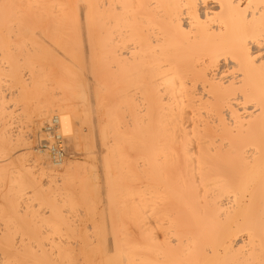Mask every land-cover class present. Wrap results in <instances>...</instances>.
Segmentation results:
<instances>
[{
	"label": "bare ground",
	"instance_id": "6f19581e",
	"mask_svg": "<svg viewBox=\"0 0 264 264\" xmlns=\"http://www.w3.org/2000/svg\"><path fill=\"white\" fill-rule=\"evenodd\" d=\"M0 264H264V0H0Z\"/></svg>",
	"mask_w": 264,
	"mask_h": 264
},
{
	"label": "rangeland",
	"instance_id": "374dc122",
	"mask_svg": "<svg viewBox=\"0 0 264 264\" xmlns=\"http://www.w3.org/2000/svg\"><path fill=\"white\" fill-rule=\"evenodd\" d=\"M88 73V74H87ZM85 74L87 75V80L89 81V86H90V89H89V97H90V102H91V104L92 103H94V101L93 100H95V97L93 96V94L94 93H92V89H93V85H94V81L92 80V78H91V76H90V73H89V71H86L85 72ZM86 77V76H85ZM87 81V82H88ZM80 101H77V103H79ZM79 105H80V103H79ZM94 106V108H93V110L91 109L90 111V113H92L91 114V116L92 115H94V116H92V118H94L95 117V119H92V122H93V120H98V118H100V113H101V110L100 109H97V108H95V105H93ZM99 110H100V112H99ZM90 116V117H91ZM97 120H96V122H97ZM87 123V124H86ZM97 124V123H96ZM96 124H95V121L93 122V125H94V127L96 126ZM90 125L91 124H88V122H85L84 123V130H86V131H84V134L85 135H87V133H88V135H89V127H90ZM96 128V130H94V134H92V137H93V135H94V145H90V147L92 146V149H90L89 148V146H88V148H87V146H84L85 144L83 143H81V145L80 146H75V144H74V142L73 141H71L69 138H66V139H63V142H65V143H63V146H64V151H65V157L64 158H66V160L67 161H71V162H73V163H76L77 164V162L78 163H80L81 161H82V164H84V168L83 167H81L83 170H81V172H85L86 174L84 175V174H82V176H83V178H85V179H88V177H89V181H92L93 179V183L95 184V185H97V187H98V192H99V194H98V212L96 213V215H94V217L93 216H91V215H89L88 214V212L86 211L87 210V208H86V206H84V207H82L81 205H80V207H82V209L83 210H81V208L79 207H76V208H74V209H72V210H69V208L68 207H64L63 209H65L64 210V215L65 216H67L70 220H73L74 219V223L75 224H78V226L79 227H81V229L77 226V228H78V231L80 232L79 234L80 235H83V232L84 231H86L88 234H91L92 232H93V230H91L90 231V233H89V231L88 230H86V229H93L96 225H98L99 226V223H101V224H103L102 223V220H101V218H102V216H103V214H101L102 213V208L104 207L103 205L105 204V199H106V192H105V185L104 184H102V183H104V175H103V172H102V168H101V162H100V158H101V156H102V147H101V145H100V140H99V136H98V130H97V126L95 127ZM94 128V129H95ZM97 133V134H96ZM37 137H33L32 138V141H33V147L34 148H36V150H37V148L39 149V145L41 144V141L42 140H45L46 139V136H45V131H44V127H42L41 128V130L40 131H38V135H36ZM92 137H90V138H92ZM35 140V141H34ZM65 140V141H64ZM91 140V142H92V139H90ZM73 142V143H72ZM35 143V144H34ZM93 143V142H92ZM96 143V144H95ZM82 146V147H81ZM84 146V147H83ZM94 146V147H93ZM81 147V148H80ZM87 148V149H86ZM91 150V151H93V152H91L90 153V155L91 154H94L93 155V158H92V156H90V155H88V153H89V150ZM84 150H86V151H84ZM88 152V153H87ZM96 153V154H95ZM34 154H37V153H35L34 152ZM74 161H77V162H74ZM94 168V169H93ZM86 169V170H85ZM88 171V172H87ZM95 174V175H94ZM87 175V176H86ZM97 175V176H96ZM93 176V177H92ZM94 176H96V178L94 177ZM97 179V180H96ZM97 181V182H96ZM96 182V183H95ZM104 189V190H103ZM103 190V191H102ZM102 198V199H101ZM104 198V199H103ZM99 199L101 200V202H100V204H99ZM102 200H104V203L102 202ZM103 203V204H102ZM66 208H67V210H66ZM86 208V209H85ZM104 209V208H103ZM75 210V211H74ZM85 210V211H84ZM66 211V212H65ZM77 211V212H76ZM78 211H79V213H78ZM87 212V213H86ZM101 212V213H100ZM105 212V211H104ZM68 213V214H67ZM99 213H100V215H102V216H100L99 215ZM67 214V215H66ZM76 214V215H75ZM105 215V214H104ZM78 216H79V218L80 217H83L82 219L80 218H78ZM85 216V217H84ZM89 217V218H88ZM93 217V218H92ZM90 218H92V219H90ZM100 218V219H99ZM105 220V219H104ZM105 221H107V220H105ZM79 222V223H78ZM98 223V224H97ZM74 224V225H75ZM87 224V225H86ZM95 224V225H94ZM100 224V226H102ZM84 226H86V227H84ZM98 226H96V227H98ZM99 226V227H100ZM84 228H86V229H84ZM44 229V228H43ZM89 229V230H90ZM95 229V228H94ZM45 230V229H44ZM84 230V231H83ZM46 231V233H48L49 232V234L51 233L50 231H48V230H45ZM67 230H63V231H61L62 233V235H66L67 233H65ZM96 232H94V234L95 235H98L100 232H97V230H95ZM85 232V233H86ZM106 232H107V230H106ZM78 233V232H77ZM98 233V234H97ZM108 234H109V232H107ZM52 234V233H51ZM60 234V235H61ZM69 234V233H68ZM93 234V233H92ZM91 234V235H92ZM57 235V234H56ZM59 235V234H58ZM110 235V234H109Z\"/></svg>",
	"mask_w": 264,
	"mask_h": 264
},
{
	"label": "built area",
	"instance_id": "2783aa9c",
	"mask_svg": "<svg viewBox=\"0 0 264 264\" xmlns=\"http://www.w3.org/2000/svg\"><path fill=\"white\" fill-rule=\"evenodd\" d=\"M62 143H63V138H61V136L59 135V138L56 136V142L49 146L50 150H52L54 152V155L56 157L59 155V152H61L63 155H65V151H64ZM55 151H56V153H55Z\"/></svg>",
	"mask_w": 264,
	"mask_h": 264
}]
</instances>
